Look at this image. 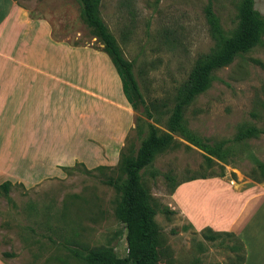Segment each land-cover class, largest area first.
<instances>
[{
    "label": "rangeland",
    "instance_id": "1",
    "mask_svg": "<svg viewBox=\"0 0 264 264\" xmlns=\"http://www.w3.org/2000/svg\"><path fill=\"white\" fill-rule=\"evenodd\" d=\"M15 1L49 24L62 48L48 54L47 70L57 69V81L41 75L40 98L23 105L39 119L41 140L50 141L51 161L36 162L24 178L10 174L9 192L0 193V264H88L76 252L99 247L123 257L126 229L115 214L119 193L109 179L122 176V158L138 147V124L168 131L179 89L195 62L217 46L208 2L227 35L236 28L241 0H100V15L131 63L151 117L126 100L102 43L80 17L79 0ZM255 6L264 15V0ZM212 75L183 120L227 149L225 158L209 160L174 133L140 170L156 211L162 264H242L245 256L242 240L225 226L224 196L228 185L262 177L264 132L236 136L248 125L264 129V35ZM207 227L217 233L213 239L204 236ZM255 257L249 264H264Z\"/></svg>",
    "mask_w": 264,
    "mask_h": 264
},
{
    "label": "trees",
    "instance_id": "2",
    "mask_svg": "<svg viewBox=\"0 0 264 264\" xmlns=\"http://www.w3.org/2000/svg\"><path fill=\"white\" fill-rule=\"evenodd\" d=\"M79 5L81 19L102 43L103 50L116 69L126 100L135 110L143 106L148 117H151L134 78L131 63L122 55L115 37L100 15V0H79ZM206 17L218 43L211 52L195 62L187 81L179 89L176 103L167 120L168 131H159L151 122L138 124L139 132L143 133L138 147L132 156L122 158V176L114 180L109 179L110 184L119 193L115 214L125 225L127 253L123 257H118L112 248L105 247L77 251V256L88 264H162L159 229L154 220L156 211L151 204V196L140 182V170L150 165L156 154L173 142L174 133L183 134L186 140L202 150L209 160L212 157L223 160L227 154V149L221 144L210 142L193 133L184 123L183 112L197 95L209 87L214 70L228 65L236 56L261 42L264 35V15L256 8L255 0H241L236 28L227 35L221 31L211 1L206 7ZM263 132L264 129L248 125L240 128L236 138L241 139ZM258 166L262 177L252 178L264 181V164L259 162ZM62 168L66 171L72 170L70 166ZM10 185L9 180L0 183V193L6 195ZM203 233L208 239H213L217 234L208 227L203 229ZM233 248H237V245ZM244 260L245 256L242 264Z\"/></svg>",
    "mask_w": 264,
    "mask_h": 264
},
{
    "label": "crops",
    "instance_id": "3",
    "mask_svg": "<svg viewBox=\"0 0 264 264\" xmlns=\"http://www.w3.org/2000/svg\"><path fill=\"white\" fill-rule=\"evenodd\" d=\"M56 46L60 51L46 21L31 18L15 0H0V183L10 174L32 175L36 162L51 161L50 141L41 140L39 119L26 114L23 105L30 97L40 98L41 75L57 81V69L47 70L49 51ZM224 206L226 228L244 244V264L254 256L264 261V181L228 185Z\"/></svg>",
    "mask_w": 264,
    "mask_h": 264
}]
</instances>
